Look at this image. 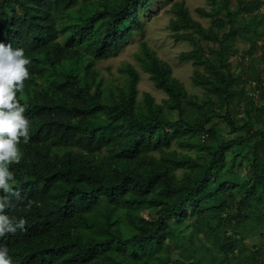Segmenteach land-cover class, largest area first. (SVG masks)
Here are the masks:
<instances>
[{
  "label": "trees",
  "instance_id": "trees-1",
  "mask_svg": "<svg viewBox=\"0 0 264 264\" xmlns=\"http://www.w3.org/2000/svg\"><path fill=\"white\" fill-rule=\"evenodd\" d=\"M153 3L0 0V43L22 48L31 61L17 94L30 140L21 141V162L10 166L20 198L11 197L5 209L26 219V230L0 237L13 264H197L201 260L175 250L192 226L213 228L211 218L218 226L250 220L248 207L264 188V126L256 127L264 123V78L258 70L242 76L230 56L239 50L238 38L264 33V0H237V9L232 0L218 9L199 7L209 26L188 8L178 9L173 37L192 42L180 58L204 66L194 74L203 95H190L144 41L139 58L169 97L160 103L145 92L139 100L140 72L129 64L127 85L107 105L97 62L143 30L142 13ZM78 4L97 7L68 20ZM257 44L251 38V48ZM249 79L261 87L259 94L248 90ZM241 103L243 123L232 107ZM216 119L238 134L220 138ZM241 145L251 149L252 182L235 178L229 163V152ZM147 206L156 218L140 214ZM231 207L235 212L224 216ZM236 237L230 230L222 240L216 234L227 259L239 248ZM258 255L253 252L252 264H261Z\"/></svg>",
  "mask_w": 264,
  "mask_h": 264
},
{
  "label": "rangeland",
  "instance_id": "rangeland-1",
  "mask_svg": "<svg viewBox=\"0 0 264 264\" xmlns=\"http://www.w3.org/2000/svg\"><path fill=\"white\" fill-rule=\"evenodd\" d=\"M222 4L223 0H154L153 7L144 10L142 13L143 30L136 31L132 37L127 38L118 52L97 62L98 71L104 79L106 104L112 103L119 88L127 85L130 77L127 72L129 64H132L140 72L141 78L138 86L139 100L144 99L145 92H150L156 101L160 103H164L165 99L169 97L164 90L156 86L151 74L144 69L143 61L139 58V54L145 55L143 49L144 41H147L149 46L172 66L173 75L185 84L190 95H203L204 88L195 83L194 74L196 69H204V66L194 61L182 60L180 58L183 51L193 48V44L187 40L177 41L173 37L174 30L171 27V20L177 17L178 9L184 6L189 9L193 18L209 26L211 18L201 14L198 8L204 7L207 10H213L221 8ZM96 7L97 4L88 7L78 4L74 7V15L68 14L66 18L68 20L77 18L80 14V9L82 10L81 14L84 17H88L95 12ZM231 7L237 9V0H232ZM260 12L264 14V5ZM240 15H242L241 12ZM250 34L251 37L241 36L236 40V46L239 50L236 54L230 56V60L233 63V67L242 76L246 77L249 72L258 70L263 73L264 78V33L258 35ZM60 37L64 38L62 34ZM251 38L258 40L255 48H251ZM246 87L249 91H257L258 94L262 90L261 87L257 86L255 79H249ZM232 107L234 108V116L240 123H243L246 119L243 113V103ZM214 123L221 128L220 138H232L238 134L232 133L227 122L222 119H216ZM263 126L264 123L262 122L256 125V127ZM248 141L252 142L249 139ZM172 147L179 151L186 149V147H180L178 143H174ZM239 152L240 155L235 157V154ZM228 158L230 165L233 164L235 167L233 174L235 178L240 182L253 181L250 147L246 145L236 147L229 152ZM181 171L182 168H179L178 172L180 173ZM258 190L259 193L252 200L247 210L250 216L249 221L242 222L238 226H231L229 223L218 226V220L211 218L214 230L205 224L204 229L201 231L192 226L186 231L182 244L175 247V250L186 258L195 257L201 260L197 264H252L251 256L257 250L259 251V261L261 264H264V188ZM138 210L141 215L147 218L157 217L152 207L147 206ZM234 212L235 207H231L224 216ZM189 220L194 224V216H191ZM181 227H185V224ZM229 230L233 235L238 236L236 238L238 239L237 245L239 248L235 255H231L227 259L219 243L216 241V234L219 233L220 240H222L226 231Z\"/></svg>",
  "mask_w": 264,
  "mask_h": 264
},
{
  "label": "clouds",
  "instance_id": "clouds-1",
  "mask_svg": "<svg viewBox=\"0 0 264 264\" xmlns=\"http://www.w3.org/2000/svg\"><path fill=\"white\" fill-rule=\"evenodd\" d=\"M30 63L22 48L13 49L11 45L0 43V237L26 230V219L9 216L5 209L11 197L20 198L10 166L21 162V141L27 144L30 140V121L25 116V107L17 99L29 78ZM0 264H13L7 247L0 246Z\"/></svg>",
  "mask_w": 264,
  "mask_h": 264
}]
</instances>
